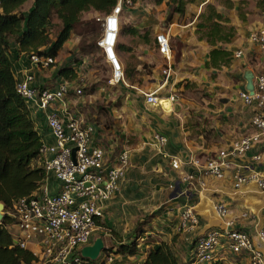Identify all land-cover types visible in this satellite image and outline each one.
Returning <instances> with one entry per match:
<instances>
[{
  "label": "crops",
  "instance_id": "0c3cea01",
  "mask_svg": "<svg viewBox=\"0 0 264 264\" xmlns=\"http://www.w3.org/2000/svg\"><path fill=\"white\" fill-rule=\"evenodd\" d=\"M214 1L195 0L194 4H189L186 7L184 20L189 19L187 23H184V20L180 24L176 21L169 25L166 30L163 29V15H155L154 17L156 19H153L151 15H144L152 21H157L155 27H152L154 32L153 43L154 36L158 33L166 34L170 41L173 40L175 42L173 44L174 47H171L174 59L170 67L169 75L164 76L162 74L163 69H165L164 59L156 51L153 44L151 45L152 47L150 45H143L140 48L139 52L142 54L140 57L141 61L149 65L150 74L144 79L143 85L137 89L139 96L129 94L120 96L124 100L123 103L129 102L132 105L131 110H133L132 113L134 114V123L130 127V132L127 130L128 127L124 128V126L127 122L129 123L132 116L127 118V122L124 119L122 120L121 111L119 110L121 108L116 110L103 106L99 102L92 106L91 102L96 101L92 97L86 104H83V119L81 120L84 124L93 125V146L100 147L104 151L105 168L108 169L117 166V159L121 152L124 150L129 152V163L119 192L103 205V218L100 221L101 228L97 231L98 235L103 234L106 237L111 232H115L117 236L118 234L122 235L121 232L125 233L128 227L125 226L126 223H133V219L135 218L133 216L131 217L126 210H135V213H139V207L143 206L146 209L144 214H152L153 210H149L152 206L158 210L162 205H167L161 211H164L162 213L164 214V218L173 216L175 219L172 225L173 228L171 229L173 238H160L158 236L151 238V241L145 242V246L142 247L139 244V254L135 257L115 254L113 264H142L146 253L161 243L171 245L172 250L181 261V264L186 263L190 255V249L197 236L203 235L211 230H222L223 221L216 218L211 210L212 204L215 202H221L228 208L229 212L224 221H232L235 229H241L248 233L253 237L255 245L264 251V244H261L256 239V232L264 222V194L258 192L254 184H251L244 190L235 191L230 179L235 170V166L239 163L248 164L249 170H260L262 164H252L248 158L251 154L239 160H232L229 168L225 170L226 178L223 180L201 177L192 167H187L186 165L182 166L179 170H174L170 164L171 157H175L182 163H186L193 157L204 160L211 153H216V156H218L221 151L227 150L234 141L252 132L250 123L253 116V108L244 105L238 97V92L245 91L246 81L244 74L246 71H251L254 77L259 73H264V52L260 51L257 46H254L248 40L250 32L261 27L264 23V0H231L233 3L231 9H226ZM209 2L220 5L217 8L218 11L224 14L229 19L230 25L235 28V39L231 45L226 46V49L233 52V59L230 66L222 70H229V74L232 76L231 80L234 82H231V85H234L232 90H236L238 100L235 101L233 96L230 95L227 101L231 108L228 109L227 113H213L210 118L209 114H206L208 119L211 120L207 122L209 127L205 130V133H203L204 125L201 124V128H199L197 126L199 124L194 122L195 125L192 129L199 132L196 136L197 139H200L196 143L189 137V131L185 125V116L180 114L181 107L177 102L174 101L171 105V109L175 105L180 107L177 112H174L171 109L168 110L169 106L167 102H163L164 108L167 109L165 110L159 106L146 104L145 98L141 100L140 96L144 97L143 93L156 92L158 99H167L169 96H172H167L168 93L173 94L172 90L176 86V83L179 79L183 78V71L186 72L189 69V72L192 73L194 68L196 70L198 66H194V62L196 65L203 67L208 59V53L211 48L204 41L197 39L193 28L196 24V17L200 14L204 5ZM134 6V8H131L132 10L127 9L124 12V16H127L125 18L130 19V21L134 20L136 13L139 12L136 8L138 4L135 3ZM163 6L167 9L166 5ZM190 17H193V19H190ZM124 43L123 39H119L118 44ZM100 51L102 53V50ZM238 51H241L242 54L239 58H235L234 54ZM102 56L106 63L103 53ZM118 56L121 62V58L128 57V54L118 52ZM140 58L138 57V59ZM200 62L201 64H199ZM107 66L110 70V66L108 64ZM59 69L53 67L52 70L49 69L50 74L44 75L46 71L33 66L25 54H20L12 60V70L17 80L21 79L25 73L30 72L35 76L36 85L51 90L56 89L61 82V78L58 76ZM188 78L191 79L193 84H197L194 75H189ZM236 81H238L237 84L235 83ZM119 85H126V82L125 84ZM114 87H117V85L108 86L111 89ZM68 97L66 98V103L69 111ZM113 97H116V95H113ZM98 105H101L100 108L96 107ZM238 105L252 109L248 113L247 111L237 112L236 110L239 109ZM61 108V105L55 104L48 111L60 112ZM46 113L38 110L33 112L31 117L35 122V127L41 137V141L52 144L54 140L46 126ZM221 115L223 122L218 119ZM223 132L225 136L220 139L221 146L218 148L213 143L203 141L208 136H218ZM205 134L209 135L204 137ZM155 135H161L165 138V145L163 147L159 148L155 145L153 140ZM249 170H243V172L248 173ZM187 173L195 177L198 174V177L194 181L183 182L182 177ZM199 182L203 183L202 187L199 185ZM54 185V180H50L49 186L51 189H53ZM164 185L167 189L172 190L163 200L161 195L160 200L158 195L164 192ZM176 185H179V189ZM141 188H143V191L148 192L147 196L149 198L145 203L141 202L142 197L138 194ZM150 193L153 194L152 198H150ZM173 193L177 195L173 197ZM190 204L195 206V212L199 218V227L194 233H176L175 225L178 222L179 215L182 209ZM156 209L154 210L156 211ZM243 215L246 216L243 217ZM119 221L121 222L120 227ZM164 225L165 227L168 226L165 223ZM177 235H179V238L176 239L178 241H175L174 238ZM94 238L99 237L95 235ZM181 239L184 242L181 243ZM128 241L124 242L126 243ZM216 260L222 261L224 264H249L246 256H234L226 250H218Z\"/></svg>",
  "mask_w": 264,
  "mask_h": 264
},
{
  "label": "built area",
  "instance_id": "2783aa9c",
  "mask_svg": "<svg viewBox=\"0 0 264 264\" xmlns=\"http://www.w3.org/2000/svg\"><path fill=\"white\" fill-rule=\"evenodd\" d=\"M137 0H118L108 15L96 18L101 25V36L97 47L102 50L106 63L110 66V86L125 84L124 68L116 50L120 37V28L125 10L131 9ZM248 40L264 52V23L250 32ZM154 48L164 59L162 74L168 76L173 64L170 40L164 33L154 36ZM242 52L234 54L239 58ZM30 63L46 69L54 64L50 57L30 56ZM34 74L27 72L16 84V93L31 108L46 113V126L53 138L52 144L41 141L35 166L44 171L42 185L30 196L22 197L9 209H3L4 220L10 222L6 228H12L13 245L22 250H29L33 256L31 264H113L114 253L102 251L95 261L83 259L80 249L92 244L94 233L99 231L103 218V205L111 200L120 189L129 163V152L124 150L117 159V166L105 168L104 151L93 146L94 127L74 118L68 111L66 98L71 92V85L59 83L56 89L38 90L33 87ZM254 93L239 91L238 97L247 107L253 108L251 134L234 141L227 150L221 151L214 159L190 158L182 163L175 157L170 158L171 167L179 170L182 166L192 167L199 176L214 180L226 178V169L232 160L248 158L252 164L261 165L260 170H249V165L239 163L231 175L235 191H241L254 184L257 191L264 194V73H259L253 80ZM83 91L73 88L72 94L79 98ZM156 92L144 94L146 104L159 106L167 102L169 110L175 99H158ZM59 104L60 112L48 111ZM154 143L159 148L165 145V138L155 135ZM75 149L74 157L72 151ZM243 170H249L248 173ZM198 174H186L183 182L196 180ZM54 180V187L49 186ZM202 187L203 183L199 182ZM212 212L223 221L222 230H211L195 238L190 249L189 264H210L216 260L218 250L238 256H246L249 264H264V251L258 248L253 237L241 229H235L232 221H224L228 208L221 202L212 204ZM246 215H243L245 217ZM199 227V218L195 206H185L175 225V232L194 233ZM256 239L264 244V222L256 232ZM105 246V245H104ZM106 247V246H105ZM107 249V247H106ZM105 249V250H106Z\"/></svg>",
  "mask_w": 264,
  "mask_h": 264
},
{
  "label": "trees",
  "instance_id": "16d2710c",
  "mask_svg": "<svg viewBox=\"0 0 264 264\" xmlns=\"http://www.w3.org/2000/svg\"><path fill=\"white\" fill-rule=\"evenodd\" d=\"M27 1L0 0V203L4 209L11 208L15 200L30 196L42 185L44 179L43 169L34 164L38 158L41 137L31 114L38 110L31 108L29 103L16 93V84L23 77L19 80L15 78L12 70L13 58L25 54L28 58L39 56L55 60L72 32L81 24L82 14L92 11L103 16L108 15L118 0H33L31 7L24 12L22 6ZM214 2L226 9L233 7L231 0ZM194 3L195 0H149V4L155 8L163 4L168 7L164 30L168 28L173 16H184L187 5ZM216 3L209 2L204 5L193 28L197 39L204 41L211 48L204 63V69L208 71H220L230 66L233 52L226 49V46L233 43L236 34L229 19L218 11L220 5ZM54 18L59 21L60 29L56 39L52 41L50 23ZM149 34L150 32L141 34L140 30L129 22L121 23L120 36L137 38V48L150 45ZM88 47L90 51L95 45L88 44ZM116 50L132 57L133 49L128 45L117 44ZM54 65L55 62L42 70L47 71ZM135 71L136 69L126 65L124 79L130 85L134 83ZM58 76L70 80L75 78L76 74L69 68L61 67ZM138 84H141V80H138ZM32 86L38 90L48 89L36 85L35 82ZM92 89L87 93L90 94ZM72 95L71 86L69 97ZM5 222L6 220L0 226V264H31L34 259L31 252L13 245L12 234L6 228ZM6 223L10 222L7 220ZM114 234L116 235L115 232ZM136 238H139L138 234ZM105 251L135 257L139 254V245L136 240L126 243L121 241L117 247H107ZM189 262L188 257L184 264ZM142 264H181V261L176 257L171 245L161 243L146 253ZM210 264L224 263L214 261Z\"/></svg>",
  "mask_w": 264,
  "mask_h": 264
},
{
  "label": "rangeland",
  "instance_id": "374dc122",
  "mask_svg": "<svg viewBox=\"0 0 264 264\" xmlns=\"http://www.w3.org/2000/svg\"><path fill=\"white\" fill-rule=\"evenodd\" d=\"M32 2L33 0H28L22 6V11L26 12L31 7ZM135 3L138 4L136 8L137 10H139V12L136 13V16L134 17L135 19L130 21V19H126L127 16L123 15L124 18L122 19V23L129 22V24H133V26L140 30L141 34H143L144 32H150L149 40L151 41L150 47H152V44L154 46V32L152 27H155L157 21H152L146 18L145 16L151 15L153 19H156L154 17L155 15H163V29H165V19L168 13V7L166 9L163 6L165 4H163L162 7L160 6L155 8L149 4V0H137ZM100 17H103L101 13L92 11L82 14L80 19L81 24L75 28L69 40L64 44L61 52L55 59L54 67H56V69L66 67L73 70L76 74L75 78L70 80L61 79V82L68 83L72 86V89L81 88L83 90V93L79 98L74 97L73 95L68 97L69 112L74 118L83 119V104H86V102L92 97V99H96V101L93 100L94 102L90 101L92 106L99 102V104H102L103 106L114 108L116 110L121 108L119 109L121 111V119H124L125 122H127V118L129 116H132V119H130L129 123L127 122L124 126V128L128 127L127 130L128 132H130V127L134 123V114L132 113L133 110H131L132 105L129 102L123 103L124 100L123 98H120V96H123L125 94L139 96V92L137 91V89L141 85H143L142 83L144 79L150 74L149 65L144 64L143 61H141L140 57L142 56V54H140L141 52L139 51L143 45L137 48V43L139 42V40L137 38H131L128 36L121 38L120 36L119 39H123L126 43L124 44L130 46L133 49V53L131 55L132 57L120 58L124 70L126 68V65L128 67H133L134 69H136L133 75L134 83L133 85H130L127 81H125L126 85H117V87H114L112 89L108 88V86H110L107 83L111 76L110 70L108 69V66L103 59L100 49L97 47V41L101 36L102 28L101 25L96 21V18ZM184 18L185 16L178 17L177 15H175L173 16L172 21L169 25L175 23L176 21H178V23L180 24L183 22ZM188 20L189 19L184 20V23H187ZM59 29L60 23L56 18H54L50 23V38L52 41L56 39ZM170 43L171 47H174L173 44H175V42L171 40ZM88 44H93V46L95 45V47L91 48V50L89 51ZM87 51H89V54ZM138 57L140 59H138ZM199 64H201V62ZM194 66L198 67L196 68V70L193 67L194 69L192 68V73L189 72V69L186 72L183 71V78L179 79V81L176 83V86L172 90L173 94L168 93L167 96L172 95L175 99V102H177V104L181 107L180 114L185 116V125L187 127V130L189 131V137L193 139V142L197 143V141H200V139H197L196 136V134H198L199 132L192 129L195 125L194 122H197V124H199L197 125L199 128H201V124H203V133H205V130H207V127H209V124H207V122L208 120H211L208 119L206 114H209L210 118L212 116L211 114L213 113H227L228 109L231 108L228 105L227 101L230 95L233 96V99L235 101H237L238 99L236 95V90H232L234 88V85H231V82L233 81L231 80L232 76L229 74V70H221L220 72L206 71L204 69V65L202 67L201 65H196L195 62ZM52 68L50 70H52ZM50 70L48 69L46 72H44V75L50 74ZM189 75H194L198 85L195 83L193 87L191 79L188 78ZM138 80H141V84H138ZM235 83L237 84L238 81H236ZM90 88L93 89L90 94H88L87 91ZM113 95H116V97H113ZM140 98L141 100L144 99V97L141 96ZM100 106L101 105H98L96 107L100 108ZM238 106L239 109H235L237 112L247 111L248 113L250 112V109H252L245 108L243 105ZM252 114L254 115L253 112ZM221 118L222 115L218 117V119L223 122ZM224 134L225 133L223 132L221 133V135H211L210 137L208 136L209 134H205L206 137H208L206 139H203V141L206 143H213L218 148L219 146H221L220 139L225 136ZM216 155V153H211L210 155H208L207 158L214 159ZM178 186L179 185H176L177 188ZM163 188L164 192L158 195L160 200L161 195L163 200V198H165V196H167L172 190L167 189L165 185L163 186ZM171 188H173V186H171ZM147 193L148 192L143 191V188L139 190L138 194H140L142 197L141 202L145 203L147 201V199L149 198L147 196ZM172 195L174 197L177 194L173 193ZM152 196L153 194L150 193V198H152ZM165 206L167 205H162L158 210L156 209V207L152 206L151 208H149V210H153L152 214H144L146 212L145 206L139 207V213H135V210H126L131 217L133 216L135 218L133 219V223H126L125 226L128 227L125 233L121 232L122 235L118 234L117 236L113 232H111L108 233V235L105 237L103 236V234L98 235V232H95L94 236L97 235L99 238H102L105 246L110 248L112 246L117 247L122 240L123 242L131 239L136 240L137 244H140L143 247L145 246L146 241H151V238H155L156 236L160 238L166 237L168 239L173 238V233L171 232V229L173 228L172 225L174 224L175 219L173 216H168L164 218V214H162L164 211H161L164 209ZM154 209H156V211ZM163 222L168 226L165 227ZM120 224L121 222L119 221V227ZM8 230L9 232H12L11 227H9ZM136 234H138L139 238H136ZM178 238L179 235L175 236V241H178L176 240ZM182 242H184V240L181 239V243Z\"/></svg>",
  "mask_w": 264,
  "mask_h": 264
},
{
  "label": "water",
  "instance_id": "95a60500",
  "mask_svg": "<svg viewBox=\"0 0 264 264\" xmlns=\"http://www.w3.org/2000/svg\"><path fill=\"white\" fill-rule=\"evenodd\" d=\"M244 78L246 81L245 88H244L245 91L249 95H253V93H254V87H253L254 76H253V73L251 71H246L244 74ZM179 108L180 107L178 105H175L173 107L172 111L177 112L179 110ZM74 152H75V149L72 151L73 157H74ZM3 209H4V206L2 203H0V226H1V223L3 221ZM105 249H106V247L104 246V242H103L102 238H96L92 242V244L85 246L82 249H80L79 253L83 259H86V260L93 262L98 258L99 254L102 251H105Z\"/></svg>",
  "mask_w": 264,
  "mask_h": 264
}]
</instances>
